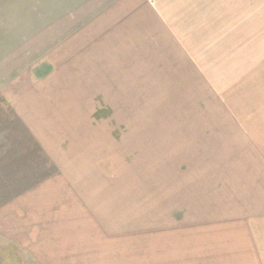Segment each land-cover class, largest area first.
<instances>
[{"label": "rangeland", "instance_id": "374dc122", "mask_svg": "<svg viewBox=\"0 0 264 264\" xmlns=\"http://www.w3.org/2000/svg\"><path fill=\"white\" fill-rule=\"evenodd\" d=\"M137 1L0 0V87L24 69L33 70L36 76L48 72L39 63L48 58L47 51L63 41L71 43L80 59L87 53L101 55L100 46L103 56L112 58L116 53L126 61L121 56L126 38L121 41L120 32L113 29L127 17V7L140 8L144 1L150 2ZM168 7L167 13L173 18L185 19L177 16L176 2ZM257 22L264 27V19ZM172 25L179 30L175 47L159 48L160 57L151 56L156 63L135 64L139 71L130 74L133 80L123 81L122 93L113 97L111 105L105 104L109 97H91L92 102L96 100V109L86 118V135L94 132L89 125H97L98 143L88 142V153L82 159H75V151L68 160V138L73 133L69 127L60 129L64 131L61 154L36 144L30 130L17 119L18 127L10 132V125L0 127V142L16 137L6 148H0L1 207L19 193V188L58 173L61 165H71L84 177L92 172L96 181V174L101 172L104 191L117 195L119 206L118 222L112 224L108 245L117 240L119 248L143 249L148 241L158 246L159 240L153 238L158 236L152 232L157 233L159 225L166 223L165 206L191 200V191L186 189L193 185L192 156L197 163L204 153H223L229 141L232 145L243 142L242 147L257 144L261 147L257 151L264 152V31L257 33L254 41L240 32L195 34L190 26ZM124 67L128 72L129 66ZM11 111L0 97V121L13 116ZM72 119L83 122L84 118L73 113ZM240 151H248V147ZM9 154L5 159L3 155ZM198 179L195 176L194 181ZM176 216H180L179 209ZM105 230L104 225L101 232L106 234ZM34 263L35 257L26 249L0 237V264Z\"/></svg>", "mask_w": 264, "mask_h": 264}, {"label": "crops", "instance_id": "0c3cea01", "mask_svg": "<svg viewBox=\"0 0 264 264\" xmlns=\"http://www.w3.org/2000/svg\"><path fill=\"white\" fill-rule=\"evenodd\" d=\"M174 1L179 6L177 16L185 17L182 22L167 13ZM174 1L150 0L144 1V7H127V17L113 29L120 32L121 41L126 38V48L122 45L125 50L121 51L126 61L116 53L112 58L103 56L100 46L101 55L87 53L80 59L79 52L65 41L47 51L48 58L39 66L45 65L48 72L36 76L33 70L24 69L0 87V97L14 116L0 121V127L10 125V132L18 127V120L36 138V144L45 150L57 149L60 154L64 143L60 129L69 127L73 133L68 138V160L75 151V159H82L88 153L87 143H98L97 125H89L94 132L86 135V118L96 109V100L92 102L91 97H109L105 104L111 105L113 97L122 93L123 81L133 80L130 74L139 71L135 64L156 63L151 56L160 57L159 48L175 47L179 30L172 29L174 22L190 26L195 34L240 32L254 41L256 34L264 31L263 24L257 22L264 19V0ZM124 65L129 66L128 72ZM73 113L84 118L83 122L73 120ZM15 138H5L0 148ZM235 143L229 141L223 153L202 154L197 163L191 157L193 185L186 189L191 191V200L165 206L163 214L168 219L159 225L157 233L152 232L158 236L153 237L159 240L158 246L148 241L143 249L119 248L117 240L108 245L112 224L119 217L117 195L104 191L101 172L96 174V181L92 172L84 177L71 165H61L58 173L22 186L0 206V237L26 249L35 257L34 264H264V152L257 151L261 149L257 144L242 147L243 142ZM247 147L248 151H240ZM3 156L7 159L11 154ZM195 176L198 181H194ZM114 189L117 193L116 185ZM104 225L106 234L101 232Z\"/></svg>", "mask_w": 264, "mask_h": 264}]
</instances>
